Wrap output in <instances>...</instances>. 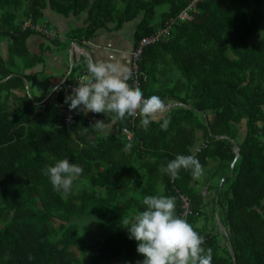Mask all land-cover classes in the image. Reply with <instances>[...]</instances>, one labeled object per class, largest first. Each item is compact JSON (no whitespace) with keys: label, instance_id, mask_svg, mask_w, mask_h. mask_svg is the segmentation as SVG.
Wrapping results in <instances>:
<instances>
[{"label":"trees","instance_id":"trees-1","mask_svg":"<svg viewBox=\"0 0 264 264\" xmlns=\"http://www.w3.org/2000/svg\"><path fill=\"white\" fill-rule=\"evenodd\" d=\"M187 2L0 0V264H136L144 257L120 219L131 221L145 210L143 198L153 195L174 197L180 218V196L186 199L184 219L212 249V264H232L227 241L233 264H264V0H200L189 18H179ZM45 9L63 17L84 14L82 25L65 33L76 43L108 23L116 30L132 21L131 48L173 20L165 37L142 47L138 60L143 97L171 105L147 130L134 119L129 151L121 134L129 117L113 124L103 113L70 111L57 86L53 101L28 94L23 79L28 84L31 78L20 70L41 62L46 45L30 52L26 38L46 37L20 25L36 23ZM77 61V70L86 67L84 56ZM73 63L58 85L71 76ZM165 118L166 131L160 127ZM96 120L108 126L84 134L82 127ZM234 144L238 156L215 197ZM177 155L199 160L209 176V198L189 170L174 178L159 171ZM62 159L83 168L70 194L54 190L43 174ZM86 219L94 225L90 231L80 226ZM98 228L105 229L101 238L92 232Z\"/></svg>","mask_w":264,"mask_h":264},{"label":"clouds","instance_id":"clouds-1","mask_svg":"<svg viewBox=\"0 0 264 264\" xmlns=\"http://www.w3.org/2000/svg\"><path fill=\"white\" fill-rule=\"evenodd\" d=\"M86 67L90 79L77 84L65 96L64 102L70 111L103 113L105 117H110L113 124L126 116H139L141 127L147 130L152 118L165 110L160 97L152 95L144 98L139 88L129 86L127 81L132 78V73L119 62L89 59ZM169 124V118L163 119L161 130L166 131ZM107 126L105 121L96 120L89 127H82V132L86 134L89 129L99 132ZM131 147L128 144L125 150L129 151ZM180 169L189 170L193 177H199L203 172L202 165L194 155H177L166 166L162 164L159 171L174 178ZM82 173L81 166L69 163L67 159L56 161L54 166L46 165L43 170L52 188L65 194L71 193L74 181ZM142 203L145 210L136 214L131 221L120 219L128 238L137 242L136 252L144 257L136 264H212V249L202 246L204 237L175 214L174 197L145 196Z\"/></svg>","mask_w":264,"mask_h":264},{"label":"crops","instance_id":"crops-1","mask_svg":"<svg viewBox=\"0 0 264 264\" xmlns=\"http://www.w3.org/2000/svg\"><path fill=\"white\" fill-rule=\"evenodd\" d=\"M83 15H84L83 13H80L75 16L69 15L67 17H63L58 13H53L50 10L45 9L42 17L45 21V24L46 23L51 24L52 29H49L46 26L45 27L49 30H52L55 34L53 37H46L43 41H41L39 39L40 36L36 34H30L29 36H27L26 46L30 52L38 51L39 43H41L42 45H46V48L42 51V57H43L42 61L30 67L23 68L22 69L23 73L29 74L31 76V74L39 70L40 67L41 69L43 67L48 69L53 66L56 68H61V76H63V74L65 76L68 70L67 55H68L69 47L72 46V44L70 43L72 42L74 43L75 41L74 39L69 40V37L67 38L65 33L68 31L69 27L81 26L82 25L81 19ZM110 25L108 23L107 28H109ZM133 27H134V22L130 21L120 26L116 30L113 29L109 30L106 27L96 28L91 37H89L87 40L82 41V43H76L77 46L75 47V51L72 52V60L78 62L77 60L79 58V55L82 56V54L80 53L83 52L86 54V56L84 57L87 61L91 59L98 62L99 61L119 62L120 64L127 67L129 61V51L131 50L132 47V39L130 35L133 30ZM0 41H2V39H0ZM60 49H65V58L62 60L58 56H56L57 51L59 52ZM76 51L79 53L78 56H76ZM0 57L3 58V55L0 54ZM61 62H63V64ZM64 76L61 78V80L64 78ZM51 95L53 94H51L50 92L49 96ZM53 100H54V95H53ZM205 184H207L206 181L203 184V186ZM203 186H200V188H202ZM206 193L207 196L209 197L212 194V190L206 189Z\"/></svg>","mask_w":264,"mask_h":264},{"label":"built area","instance_id":"built-area-1","mask_svg":"<svg viewBox=\"0 0 264 264\" xmlns=\"http://www.w3.org/2000/svg\"><path fill=\"white\" fill-rule=\"evenodd\" d=\"M197 1H200V0H188V2L186 3V6L182 10L179 11L177 16L179 18H189L188 10L192 9ZM172 21L173 20H168V22L164 26L155 29V31L147 35L141 36L138 39L136 45L133 48H131V50L129 51V61H128L127 68L132 73V78L128 80L130 87L139 88V82L145 79L144 72L138 69V60L141 54L142 47L146 44L156 42L160 38L165 37L168 33L169 25L171 24ZM26 27L42 34L45 37H53L55 34L52 30H49L46 27H44L43 24L32 23L30 20L22 21L20 25V29H24ZM76 46H77L76 42L74 43L72 42V46H70L72 52L75 51ZM78 55L79 53L76 51V56ZM89 79H90V74L87 71V67H82L77 72H75L73 75H71L63 84L57 85L56 91L59 90L61 96L65 97L66 95H69L71 93L72 89L77 84L86 83ZM136 117L137 116L129 117V126L128 127L123 126L121 128V134L123 136V141L125 142L126 145H128L129 140L131 139L132 126L134 125L133 122ZM194 149L197 150L198 147H195ZM180 197L182 199L181 207L183 208L181 212V216L184 219L185 214L187 212V201L183 196H180Z\"/></svg>","mask_w":264,"mask_h":264},{"label":"rangeland","instance_id":"rangeland-1","mask_svg":"<svg viewBox=\"0 0 264 264\" xmlns=\"http://www.w3.org/2000/svg\"><path fill=\"white\" fill-rule=\"evenodd\" d=\"M161 8H163V6L158 7V9H161ZM36 23L37 24H43V23L45 24V21L43 18H38L36 20ZM45 26L49 29H52V26L50 23H46ZM256 35H258V33L253 35V37H257ZM39 39L41 41L44 40L42 37H40ZM62 47H65V46H62ZM4 49H5V40L2 39V41H0V54H2L3 57L5 56V50ZM56 54H57L56 56H58L61 60L64 59L65 58V49H60L59 52L57 51ZM13 59H15V64L12 65L11 68H13V69L15 68L17 70L19 68V63L16 62L17 58L13 57ZM61 63L63 64V62H61ZM73 65L74 66H73V69H72L70 75H73L77 71L76 69L78 68V66H81L82 63L78 64L74 61ZM20 71H22V69ZM63 76H64V74H63ZM63 76H61V68H56V67L52 66L48 69L44 68V67L41 69V67H40L39 70L35 71L30 76L31 79L28 81V84H27L28 85V91H29L28 94H30L31 96H33L37 99L43 98L50 90H52L53 88H55L59 84V82ZM52 91H51V93H55V91H53V92ZM15 93L21 94V91L16 90ZM49 98L52 101L53 95L49 96ZM241 129H242V125L240 126V130ZM207 177H209V176L205 175L204 172H202V175H200L199 177H196V179L198 181L197 182L198 185L203 186ZM214 180L215 179H213L212 181H214ZM201 190H202L203 194L206 193L204 186L201 188ZM206 198H209V197L206 196ZM79 223L81 224L80 226L87 227L89 231L92 230V228L94 227V225H92L93 223L91 224L89 219L80 220ZM104 230H105L104 228H98L92 232L95 233V236L101 238L102 235L105 234Z\"/></svg>","mask_w":264,"mask_h":264},{"label":"water","instance_id":"water-1","mask_svg":"<svg viewBox=\"0 0 264 264\" xmlns=\"http://www.w3.org/2000/svg\"><path fill=\"white\" fill-rule=\"evenodd\" d=\"M70 44H72V43H70ZM80 54H82V56H86V54L83 53V52H81ZM87 56H88V55H87ZM67 62H68V70H67L66 74H67L68 71L70 70V67H71V64H72V50H71L70 47H69V51H68V55H67ZM66 74H65V76H66ZM2 79H3V78H2ZM23 83H24V87L26 88V87H27V83H26V81H25L24 79H23ZM53 89H54V88H53ZM51 91H52V90H50V91H49V92H48V93H47L42 99L48 97V96L50 95V92H51ZM170 105H171V103L166 104V106H170ZM233 151H234V156H233V158L231 159V161L229 162V170H228V172H226L225 174H223L222 176H220L219 179H218V183H217V189H216L215 197H216V195H217V193H218V191H219V189H220V186H221V183H222L223 177H224L225 175H230V174H231L233 162H234V160L236 159V157L238 156V148H237V145H236V144H234ZM216 222H217V224H218V226H219L221 232H222L223 234H225V231H224V229H223V227H222V225L220 224V222H219L218 219H217ZM227 245H228V250H229V253H230V255H231V258H232V264H233L232 249H231V245L229 244L228 241H227Z\"/></svg>","mask_w":264,"mask_h":264}]
</instances>
